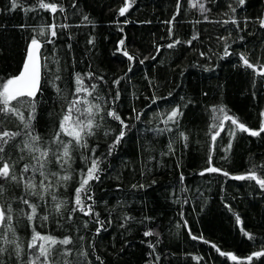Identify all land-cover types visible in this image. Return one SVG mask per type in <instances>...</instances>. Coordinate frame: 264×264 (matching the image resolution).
Masks as SVG:
<instances>
[{
    "label": "trees",
    "instance_id": "trees-1",
    "mask_svg": "<svg viewBox=\"0 0 264 264\" xmlns=\"http://www.w3.org/2000/svg\"><path fill=\"white\" fill-rule=\"evenodd\" d=\"M204 1L210 11L203 16L191 8L189 0H180L179 15H176L177 0H135L129 11L120 16L119 9L126 0H56L63 4L65 12H57L54 20L43 9L24 11L34 7L36 0H18L23 8L15 10L10 0H0V80L21 72L30 40L36 35L33 29L51 23L69 27H57V36L52 38L54 43L45 44L41 49L42 63L47 56V68L42 69L44 78L54 79L59 75L61 79L55 83L70 100L76 73L93 72L97 77H104V81H93L98 83L103 100L109 101L108 104L96 101L104 108L100 114L104 119L97 116L100 127L89 137V149L74 151L68 169L72 179L55 189L58 198L66 201L63 215L48 213L52 206L50 200L44 205L37 198L29 197L40 203L38 215H49L47 221L37 219V231L58 239L73 238L74 244L66 246L72 249V254L57 256V260L67 264H198L195 257H202L199 264H238L228 256H220L211 245L239 258L261 250L264 190L254 181L235 180L220 173L203 176L199 173L210 166L211 134L215 131L211 124L216 115L213 108L224 107L228 115L253 130H258L264 120L260 115L264 112V78L245 68L239 57L244 53L252 63L259 59L264 64V28L257 22V18L264 16V0H246L242 8L235 0ZM229 4L236 7L235 14L230 12ZM224 13L235 15L243 31L231 23H218L229 18ZM174 15L176 20L171 25L165 23ZM85 16L88 20H84ZM245 19L248 20L246 28ZM193 36L198 38L192 40ZM218 37H229L227 43L233 55L223 56L225 41ZM46 39L47 36L41 38L42 42ZM121 39L123 46L119 45ZM176 39L181 41L179 45L166 47ZM188 40H192L191 46L185 43ZM118 47L135 57V63L117 51ZM142 59L143 64L139 62ZM130 65L132 71L128 72ZM119 77L125 79L114 86L112 81ZM41 87L43 91L37 93L32 123L42 143L51 144L66 101L58 97L52 83L46 84L42 79ZM117 87L120 99L112 104ZM153 94L165 99L151 104ZM177 105L183 111L179 127L169 124L171 132H160L159 129L165 128L162 120ZM109 108H115L129 125L126 136L111 155H108L109 146L120 126L106 115ZM137 113H143L139 120L135 119ZM18 124L15 117H10L0 124V130L16 131ZM230 125L231 121L226 122L225 130L216 139L211 166L236 176L246 174L253 165L264 164V133L253 137L237 131L231 139L226 134ZM180 132L188 137L187 141L180 137ZM230 139L232 148L225 152ZM169 143L174 151L169 150ZM52 147L54 150L55 145ZM91 148L101 158V178L92 186L95 211L105 222L99 235L94 217L76 212L71 213V221L67 219L74 191L79 186V171L85 167L81 151L90 155ZM11 155L17 161L16 171L20 175L19 169L30 161L19 160L16 149ZM50 161L49 172L65 174L54 157L50 156ZM257 174L264 177V169ZM39 179L37 174V182ZM51 179L55 183V177ZM22 195H25L22 184L13 182L6 186L4 196L16 213L14 224L24 249L23 260H28L31 251L27 245L32 231L27 218L19 215V208H26L19 201ZM234 214L240 216L244 228L256 238L254 241L241 234ZM85 221H88L87 227ZM184 221H187L186 227ZM188 229L203 240H193ZM148 230L158 233V237H145L144 232ZM4 259L7 264H18L14 254L12 257L5 254ZM252 264H264V257L254 259Z\"/></svg>",
    "mask_w": 264,
    "mask_h": 264
},
{
    "label": "snow or ice",
    "instance_id": "snow-or-ice-1",
    "mask_svg": "<svg viewBox=\"0 0 264 264\" xmlns=\"http://www.w3.org/2000/svg\"><path fill=\"white\" fill-rule=\"evenodd\" d=\"M10 2L12 10H15L17 7L23 8V5L18 3V0H10ZM245 2L246 0H235L236 5L241 8L244 6ZM134 3L135 0H126L125 5L119 9V15L124 16ZM189 3L192 7L198 6L201 13H207L210 11L205 7V3L202 2V0H189ZM72 7H76L75 3L72 4ZM228 8L232 14H235L237 11L236 7H232L231 4L228 5ZM36 9H43L50 12L54 20L57 18V12H65L63 4L57 3L56 0H50V2H46V0H36L34 7L24 8V11L29 12L35 11ZM176 9V15H179L180 0H177ZM176 15H174L170 21H166L165 23L171 25L173 21L176 20ZM224 15L229 16V18L217 21L218 23L225 25L231 23L235 25L238 30L243 31V29H240V21L236 19L235 15H229V13H224ZM204 18L207 20V16ZM84 20H88V17L85 16ZM198 22L199 21H197V23ZM257 22L260 28H264V16L257 18ZM125 23H127V21H125ZM244 24L246 28L248 24L247 19L244 20ZM57 27L66 29L69 25H57L56 23H51L40 27L38 30L33 29L36 35L30 40L21 72L16 76L0 80V124H3L10 117H15L19 121V124L17 125L18 130L16 131L0 130V264H7V261L4 259L5 254L9 257H12L14 254L17 258L18 264H67V261L57 260L56 257H67L72 254V249L66 247L74 244L71 236H65L63 239H58L53 235L42 234L36 230L35 222L37 219L40 221H47L49 215H38V210L41 208V205L40 203L29 199V197L37 198L38 201L43 202L44 205H48L50 200L52 206L48 208V213L51 214L54 212L57 215H63L62 210L66 209V201L58 198L55 194V189L63 182L72 179L71 173L68 169L71 167L70 161H72L74 151L78 149H89V137L94 136L96 134L95 130L100 127L97 122V116H100L101 112L104 111V108L101 103H97L96 101L103 100V97H101L98 92V83L93 81H104V77H97L93 72H88L83 75L76 73L74 77L75 87L72 93L73 98L70 100L65 95L64 89L55 83L56 80L61 79L59 75H56L54 79L50 77L47 79L44 78V75H42V69L47 68V56L43 57L44 62L42 63L41 49L44 48L45 44L54 43L52 38L57 36ZM168 31L169 37H171L172 28L170 27ZM45 36H47L48 39L42 42L41 38ZM197 38V36H193L192 40ZM218 39L225 41L223 56L227 57L233 55V53L229 51L231 45L227 43L229 37H218ZM241 39H243V37H241ZM192 40H188L185 43L191 46ZM89 43H92V41L90 40ZM180 43L181 41L176 39L167 44L166 47L174 48ZM119 45H124L123 39L119 41ZM117 51H122V54L127 57L130 62L133 64L135 63V57L129 55L126 49L118 47ZM159 52L160 48L158 47L157 54H159ZM200 55L203 56L204 53L202 52ZM239 57L245 68L251 69L255 75L264 78V64L260 63L259 59H257V62L254 64L244 53H240ZM145 59H147V57H145ZM152 59L155 60L156 57L153 56ZM139 62L143 64L144 60L142 59ZM131 71L132 66L130 65L128 72ZM125 76H127V73ZM42 79H44L46 84L52 83L58 97L61 100L66 101V106L62 107V116L59 120L58 131H56L52 137L51 144L42 143V138L36 133L32 123L35 120L36 104L38 102L37 93H42L43 91L41 87ZM123 79H125V77H119L112 81V84L114 86H119ZM86 80L88 83H86ZM169 96H171V93H169ZM119 99L120 91L117 87L115 97L112 99L111 103L115 104ZM146 99L148 98L146 97ZM150 99L151 104H156L158 100L165 98L157 97L153 94ZM181 99H183V97H181ZM103 103L108 104L109 101L103 100ZM184 106L186 107V105ZM135 111V108H133V112ZM212 111L216 113V115L212 117L213 123L211 124V129H215V131L211 134L212 144L210 146L208 157V164L210 166L199 174L203 176L205 173H220L235 180L254 181L261 190H264V177L257 174L258 171L264 169V164L253 165L246 174L236 176H232L222 169L211 166L212 153L215 151L216 139L220 133L225 130L224 126L226 122L231 121V125L226 134L231 139H234L237 131L247 133L253 137L261 136V133H264V120H262L258 130H253L248 128L244 123L239 122L233 116L228 115L226 109L222 106L213 108ZM25 112H27V116H25ZM106 115L112 120L117 121L120 126L119 133L114 137L112 144L109 146L108 155H111L113 150L126 136L129 125L125 122V119L121 118L115 108H109ZM141 115H143V113H137L135 119L139 120ZM260 115L261 117H264V112H261ZM182 116L183 111L181 110V106L177 105L176 107H173L162 120L165 128L159 129V131L171 132L172 128L168 127L169 124L176 125L178 128L179 118ZM100 119L103 120L104 117L100 116ZM232 125H235L236 127L232 128ZM105 135H107V133H105ZM179 135L183 140L187 141L188 137L183 132H180ZM231 139L227 148L224 149L225 152L230 151L232 148ZM52 145H55L54 150ZM168 147L170 151H174L171 143H169ZM14 149L18 150L20 153L18 156L19 160L22 161L27 158L30 161L29 163H24L22 168L19 169L20 175H17L16 171L17 161L14 160L11 155ZM90 152L91 154L89 155L81 151V160L85 167L81 168L79 171V186L74 191L73 206L70 209V214L67 219L71 221V213L76 212L82 213L84 216L94 217L95 223L98 225L96 228V234L99 235V233L105 228V222L99 219L100 214L95 211V200L92 186L94 181L99 182L101 178V158L96 156L95 148H91ZM50 156L54 157L55 163L64 170V175H60L58 172H49L47 170V166L51 162ZM224 158L226 159L227 157ZM37 174L40 177L39 182L36 180ZM52 177H55V183L53 182V179H51ZM180 180L183 182V174H181ZM13 182L18 186L22 184L25 193V195L19 197V201L25 205L26 208H19V215L27 218L32 231L31 238L27 245L28 249L31 251V258L28 260H23L24 249L16 234V227L14 224V217L16 216L15 210L13 209L10 200L5 199L4 196L6 186ZM133 187L135 188L137 185H133ZM139 187L143 188L144 185H139ZM234 216L241 234L249 241H254L256 238L244 228L240 216L238 214H234ZM126 219L130 218L126 217ZM110 222L111 221H108V223ZM87 224L88 221H85L84 226L87 227ZM184 226H187V221H184ZM188 232L193 240H203L202 236L197 237L196 235H193L191 229H188ZM158 235V233L151 230L144 232L145 237H158ZM79 239L82 241L84 237L81 236ZM203 242L210 243L209 241ZM57 245L65 247L61 249L58 248ZM211 246L220 256H228L231 261L238 262V264H252L254 259L259 260L264 257V243L260 245L261 250L255 251L245 258H239L235 254L222 252L215 244H212ZM150 247L154 249L155 245L150 244ZM97 259H99V257H97ZM156 259L158 260L159 257L157 256ZM195 259L199 264V261L203 258L195 257Z\"/></svg>",
    "mask_w": 264,
    "mask_h": 264
},
{
    "label": "rangeland",
    "instance_id": "rangeland-1",
    "mask_svg": "<svg viewBox=\"0 0 264 264\" xmlns=\"http://www.w3.org/2000/svg\"><path fill=\"white\" fill-rule=\"evenodd\" d=\"M202 2L205 3V7L207 8L206 2H205L204 0H202ZM190 6H191V4H190ZM191 8H192V6H191ZM193 8H195V9L198 11V13H199L200 15H202V16L206 14V13H201V12L199 11L198 6H197V7H193Z\"/></svg>",
    "mask_w": 264,
    "mask_h": 264
}]
</instances>
